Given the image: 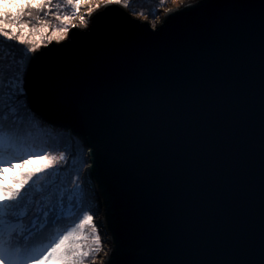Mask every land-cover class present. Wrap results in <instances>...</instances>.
<instances>
[{"label": "snow or ice", "instance_id": "6c2138e0", "mask_svg": "<svg viewBox=\"0 0 264 264\" xmlns=\"http://www.w3.org/2000/svg\"><path fill=\"white\" fill-rule=\"evenodd\" d=\"M171 3L176 11L165 9V24L187 12L205 11L209 39L189 37L163 55L103 46L72 50L76 36L89 38L97 21L118 11L110 5L130 8L129 0H0V45L26 46L20 49L19 59L11 51L12 60L0 58V264H96L101 253L113 264L120 255L111 248V256L105 252L101 229L94 222L97 214L84 207L83 185L92 173L82 177V167L77 169L80 183L73 184L71 191H61L53 179L59 174L56 165L67 161L68 149L52 143L61 129L44 113L33 110L25 88L33 65L53 51L38 53L37 34L44 33H50L49 44L62 45L55 51L65 53L48 70L44 94L53 99L82 97L106 130L112 164L121 181L156 197L161 214L181 204L189 218L199 208L211 207L212 192L223 179L218 156L223 144L212 119L225 92L218 50L221 45L246 46L258 33V131L254 105L249 103L241 140L247 158L259 154L258 237L254 229L236 231L227 243L210 249L196 232L186 230L168 253L177 259L161 260L160 249L153 245L122 264H264V0L259 4L252 0ZM82 6H87L86 14H80ZM53 8L67 11L60 14ZM34 12L53 15L59 23L51 27L39 15L34 17ZM148 17L156 29L159 12L150 11L144 16ZM73 28L87 31L72 32L70 37ZM13 60L15 74L9 75ZM40 136L47 137L49 147L61 154L25 151L29 141ZM37 161L48 163L24 171ZM88 163L81 159L82 166ZM17 168L21 169L19 177ZM6 172L13 173L7 185ZM242 189L251 193L254 186L244 182ZM76 192L81 194L79 202L73 199ZM66 219L70 224L61 228Z\"/></svg>", "mask_w": 264, "mask_h": 264}, {"label": "water", "instance_id": "95a60500", "mask_svg": "<svg viewBox=\"0 0 264 264\" xmlns=\"http://www.w3.org/2000/svg\"><path fill=\"white\" fill-rule=\"evenodd\" d=\"M204 2V0H201ZM217 3L219 0H208ZM259 4V0H252ZM118 11L109 13L96 22L89 38L76 36L72 50L108 47L136 53H169L189 37L209 39L205 11H192L162 23L153 29L152 23L136 17L134 8L110 5ZM176 11V8L172 9ZM211 12L212 10H208ZM96 15V14H94ZM144 25L146 27H137ZM92 27V25H90ZM163 27V31H158ZM87 30L73 28L72 32ZM67 43V41H65ZM61 44L55 42L38 50L48 55L37 61L25 77V88L33 110L44 113L60 129L69 131L87 147L90 161L84 176L92 175L86 182L89 196L96 201V209L104 219L103 228L110 234V248L120 255L113 264L142 253L150 246H157L161 260H174L169 250L186 230L196 232L210 249L227 243L236 231L254 229L257 237L260 226L259 154L249 159L241 150V140L247 123V107L254 105L255 124L258 131L259 105V38L246 46L221 45L218 50L225 92L212 119L223 144L219 152L222 182L212 192L210 208L201 207L189 218L181 204H173L171 211L161 214L160 202L141 190L125 185L118 177L111 160V146L107 133L96 122L87 102L81 98L53 99L44 94L42 84L48 70L64 52H57ZM238 101V103H237ZM233 112L236 113L233 116ZM92 146V147H88ZM94 149V150H93ZM247 173V175H245ZM250 182L254 191L242 189ZM112 252L109 251V256ZM109 257L105 263L108 264Z\"/></svg>", "mask_w": 264, "mask_h": 264}, {"label": "rangeland", "instance_id": "374dc122", "mask_svg": "<svg viewBox=\"0 0 264 264\" xmlns=\"http://www.w3.org/2000/svg\"><path fill=\"white\" fill-rule=\"evenodd\" d=\"M56 2L62 3V0H54V3H56ZM129 3L131 5V7L134 8L136 17H138L140 19H143V20H145V21H147L149 23H153L151 17H148L147 19H145L144 16H148V13L150 11L159 12V17L156 20V26H158L160 23H162L163 18H164L165 14H166L165 9H174V8H176V6L171 3V0H165V2L163 4L160 3V0H129ZM52 11L53 12H60V14H64V12L67 11V10L66 9H55V8H53ZM86 12H87V6H82L81 9H80V14H86ZM140 13H143L144 16H141ZM36 15H39L41 20H47L51 27H55L59 23L58 21L55 20L53 15L44 16L43 14H38V13L34 12L33 16L35 17ZM26 19H28V18L26 17ZM35 22H36L35 19H33L32 23H35ZM48 34H50V33L37 34V41L39 43L38 50L41 47L49 44L47 39H46ZM12 45L17 46L16 42H6V44L0 45V58H4L7 61L6 52H7L8 55H10V51H11V53L13 51L15 52V47L14 48L11 47L12 50L9 47V46H12ZM25 47L26 46H24V45H18L17 58H15V59H19L20 58V56H21L20 49H23ZM15 57H16V53H15ZM9 59H12V56ZM13 69L15 70V68H13ZM14 74H15V71L11 70L9 72V75H14ZM33 140H35V138ZM30 142L31 141H29L27 147L30 146ZM80 142H79V144H80ZM61 147L68 149V153H67L68 159H67L66 162L65 161H61L58 165H56V169L59 170V174H58V176L53 177V179H55L56 182L60 185L61 191H63L65 188H67L68 190L71 191L72 188H73V184L80 183V181L76 180V175H77V171L76 170L77 169H81V167H82V171L79 174L82 177L85 174V170H86L88 164H84L82 166L81 165V159L88 160L87 159V151H84L85 147H84V149H83V147L80 148L78 146V144L76 146V145H73V144L68 145V144L62 143V144H60V148ZM37 148H38V150H40V147H37ZM45 150L51 151L52 155L59 156L61 154L60 151H53L49 147L43 149L42 151H45ZM42 151H40V152H42ZM28 152H33V149H31ZM46 163H48V161H37L34 165H31L28 168L24 169V171H31L32 168L40 167L41 165L46 164ZM52 171H54V170L53 169H49L48 170V172H52ZM20 173H21V169H19V168L15 169V175L17 177L20 176ZM12 175H13L12 172H6L5 173V184L6 185L7 184H11ZM45 175H47V173H45ZM34 179H36V178L34 177ZM83 187H84L83 196H84V201H85L84 202V207L91 208L92 211L97 214L98 218L94 219V222L100 227L101 225L99 223V220L103 219V215L101 214V212H98V209H96V201L94 200V198L88 196L89 199L87 200V196L86 195H88L87 194L88 189H87L85 184L83 185ZM80 198H81V194L79 192L74 193L73 199H75L77 202H79ZM68 220H70V219H68ZM100 229H101L102 239H104V241H105V252L109 253V251H110L109 240L111 239L110 238V234L104 228L102 229V227H100ZM86 231H87L88 234H91V227H88L86 229ZM105 260H106V256L104 255V253H101L100 257L96 261V264H100V261H103V264H104Z\"/></svg>", "mask_w": 264, "mask_h": 264}, {"label": "trees", "instance_id": "16d2710c", "mask_svg": "<svg viewBox=\"0 0 264 264\" xmlns=\"http://www.w3.org/2000/svg\"><path fill=\"white\" fill-rule=\"evenodd\" d=\"M12 48H14V47H12ZM19 49H20V48H19ZM11 50H12V49H11ZM12 53L14 54V56H15V53H16V57H15V58H17L18 45L15 46V52L13 51ZM6 56H7V60H12V59H9L11 56L8 55L7 52H6ZM14 66H15V61L13 60V61H12V71H15V70L13 69V68H15ZM30 141H31V142H30V146L25 148V151H27V152L30 151L31 149H33V152H40V151H42L43 149L49 147V140H48V138L45 137V136H40V137H38V138H35V140H30ZM79 142H80V140L77 139L76 137H74L73 134H72L71 132L66 131V130H63V129H61L60 134H59L58 136H56V137L54 138V140L52 141V143H55L59 148H60V144L65 143V144H68V145L73 144V145H76V146H77V144H78V146H79L80 148L83 147V149H84L83 143L80 142V144H81V145H80ZM34 143H35V144H34ZM37 147H40V150H38ZM49 148H50V147H49ZM61 149H62V147H61ZM84 151H85V149H84ZM86 196H87V200H88V199H89V198H88V195H86ZM85 198H86V197H85ZM66 211H67V210H66ZM69 215H70V214H69L68 212L65 213V216H66V217L69 216ZM70 222H71V221L68 220V219H66V221H62V222H61V225H60L61 228L66 227Z\"/></svg>", "mask_w": 264, "mask_h": 264}, {"label": "bare ground", "instance_id": "6f19581e", "mask_svg": "<svg viewBox=\"0 0 264 264\" xmlns=\"http://www.w3.org/2000/svg\"><path fill=\"white\" fill-rule=\"evenodd\" d=\"M88 189V188H87ZM87 194H88V196H89V191H87ZM99 211V210H98ZM99 223H100V227H102V229H103V225H104V219H100L99 220Z\"/></svg>", "mask_w": 264, "mask_h": 264}]
</instances>
